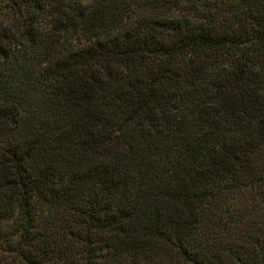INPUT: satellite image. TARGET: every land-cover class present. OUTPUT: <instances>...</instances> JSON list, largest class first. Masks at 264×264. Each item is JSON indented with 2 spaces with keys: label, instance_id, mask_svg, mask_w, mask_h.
I'll return each mask as SVG.
<instances>
[{
  "label": "trees",
  "instance_id": "1",
  "mask_svg": "<svg viewBox=\"0 0 264 264\" xmlns=\"http://www.w3.org/2000/svg\"><path fill=\"white\" fill-rule=\"evenodd\" d=\"M0 264H264V0H0Z\"/></svg>",
  "mask_w": 264,
  "mask_h": 264
}]
</instances>
